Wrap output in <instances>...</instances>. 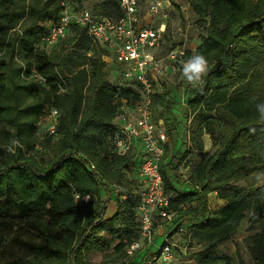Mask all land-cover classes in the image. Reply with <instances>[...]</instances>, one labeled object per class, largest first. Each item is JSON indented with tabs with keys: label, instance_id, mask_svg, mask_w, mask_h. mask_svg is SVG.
Instances as JSON below:
<instances>
[{
	"label": "trees",
	"instance_id": "trees-1",
	"mask_svg": "<svg viewBox=\"0 0 264 264\" xmlns=\"http://www.w3.org/2000/svg\"><path fill=\"white\" fill-rule=\"evenodd\" d=\"M50 1L56 2L54 9L31 0L28 13L40 24H31L13 39L10 33L25 12L15 10L14 0H0V122L15 124L14 131L3 130L0 138V222L22 218L23 228L31 233L23 241L27 256L16 264H89L92 253L112 247L114 254L127 257V248L141 237L136 221L139 162L133 153H117L115 121L125 110L134 111L142 95L137 86L125 87L108 79L104 61L108 51L80 28H72L67 47L57 50L65 40L51 54L41 47L49 24L61 12V0ZM192 7L208 25L207 34L195 50L186 51L183 61L199 53L209 64L204 85L186 94L184 113L198 125L193 133H186L184 141L189 137L195 149L202 151V138L209 135L217 149L191 169L193 189L180 191L169 174L172 161L165 165L167 145L161 172L170 196L169 210L176 214L169 237L187 226L183 218L191 216L194 237L204 245L197 264H232L233 258L220 254L218 247L232 240L248 220L251 226L260 225L249 252L254 264H264V184L239 185L249 174L264 170V122L256 109L264 103V0H193ZM94 12L114 19L123 16L118 0H103ZM72 47L79 63L72 60L68 77L63 66L68 65ZM9 56L23 64L13 68ZM33 72L48 83L26 79ZM15 76L28 84H19ZM62 79L68 84L66 92L58 85H63ZM23 95L33 101L25 107L30 116L25 125L14 118ZM180 101L181 96L168 89L153 100V112L156 115L157 107L162 108L159 119L173 140L181 121L172 113ZM51 108L60 113L58 135L47 134L45 141H56L57 153L42 165L30 154L39 145L36 125ZM120 183L127 185L128 193L121 194L117 209L111 210L114 197L109 184ZM212 193L228 203L220 214L208 211ZM77 195L90 200L81 202ZM239 264L246 263L240 259Z\"/></svg>",
	"mask_w": 264,
	"mask_h": 264
},
{
	"label": "built area",
	"instance_id": "built-area-1",
	"mask_svg": "<svg viewBox=\"0 0 264 264\" xmlns=\"http://www.w3.org/2000/svg\"><path fill=\"white\" fill-rule=\"evenodd\" d=\"M79 0H61L59 19L49 24L48 33L42 39L41 47L46 50L54 48L68 38L73 27L85 31L86 36L101 45L113 55V64L119 67L125 81L137 86L142 95L141 104L134 110H125L117 120L119 131L115 135L116 151L119 155L133 153L139 162L138 177L140 189L137 191L140 204L136 221L140 225V240L127 248V257L139 254L142 264H173L177 260L174 244L165 240L159 247L155 240L156 231L162 225L175 227L176 214L170 208V196L166 194L161 165L171 136L163 120L156 124L153 115V100L161 85L165 71L176 73L182 71L183 56L186 51L172 52L164 59H157L155 52L164 43L167 32V0H118L123 16L114 19L88 9H82ZM146 4V14L143 6ZM20 64H23L20 62ZM164 67V69H163ZM24 76V75H23ZM42 84L48 81L33 72L30 78ZM59 85L63 92L68 89L62 79ZM204 85L189 84L182 75L180 87V111L188 109L186 94ZM127 112L134 113L132 118ZM48 118V135L56 137L60 123V113L51 108L46 113ZM127 115V116H126ZM121 124V125H120ZM191 143L190 138L186 140ZM137 144H139L137 146ZM95 169L94 166L91 167ZM81 202L88 203L90 196H76ZM174 230V229H173ZM187 234L183 225L177 234ZM169 238V236H168ZM173 238V236H172Z\"/></svg>",
	"mask_w": 264,
	"mask_h": 264
},
{
	"label": "rangeland",
	"instance_id": "rangeland-1",
	"mask_svg": "<svg viewBox=\"0 0 264 264\" xmlns=\"http://www.w3.org/2000/svg\"><path fill=\"white\" fill-rule=\"evenodd\" d=\"M41 7L49 6L51 9L55 8L56 2L50 0H37ZM103 0H80L78 2L82 9H88L91 11H96L99 9L100 4ZM168 7L166 8L167 19V32L165 40L160 49L155 52V57L157 59H164L168 57L172 52L178 51H188L195 50L201 43L203 38L207 34V27L199 16L193 11L192 3L193 0H167ZM31 0H14V8L18 13L25 12V17L18 23L16 30L10 33L13 39H17L21 30L27 29L31 24L38 23L36 16H32L28 13V6ZM143 15L146 14V4L143 3ZM60 44L59 49L67 47L66 41ZM69 47V46H68ZM54 48H48V53H53L57 51ZM75 47L67 53L69 56L68 65L63 66V71L70 77L71 70H73V62L75 64L79 63L76 61L73 53L75 52ZM20 61L25 62V56L20 55L18 57ZM73 60V62H72ZM13 68H17L20 64L17 59L8 57ZM81 61V60H80ZM104 61L107 63L106 71L108 73V79L114 84H121L125 87H133L130 83L124 80L119 67L113 64V55L110 53L109 56H104ZM89 69V66H86ZM164 69V67H163ZM16 82L19 84H28L25 79L16 77ZM25 81V82H24ZM33 85H37L36 82H30ZM161 85L158 88L160 92L164 89L176 93L178 97L181 96L180 87L182 84V71L172 73L170 71H165L162 75ZM19 93H22L19 91ZM23 94V93H22ZM24 96V95H23ZM32 99L25 95L23 101L19 106V113L16 111L14 113V118L19 120L23 125L26 124L30 118L29 114L25 112V107L32 103ZM158 112L154 115V121L156 124L160 125V115L162 108L157 107ZM173 115L179 117L181 121L175 130V139L171 138L169 143V150L167 153V159L165 160V165L172 161L169 174L172 177L177 189L180 191H190L193 189V181L191 179V171L210 157L215 151L216 147L213 140L209 135L203 136L204 150L199 151L195 149L193 143H186L184 141L186 133L190 134L196 130L198 121L191 118H187L184 111H180L178 104L173 108ZM175 113V114H174ZM177 113V114H176ZM187 119V120H186ZM48 118H45L41 123L36 125L37 135H38V147L30 154L35 157L42 165H47L56 156V141L46 140V135L48 133ZM3 130L14 131L15 124H11L10 121L0 122V138L3 136ZM191 151V152H189ZM187 155V156H185ZM0 157V161H1ZM189 167V168H188ZM192 169V170H191ZM252 184L263 185L264 184V170L257 171L249 174L243 178L239 185L250 187ZM110 192L113 194L114 199L117 202L111 203L109 208L111 210L117 209L118 199H121V194L128 193V187L125 183L120 184H109ZM103 200L107 201V196L103 194ZM115 201V200H114ZM228 203L220 199L219 194L215 193L214 196H208V211L220 214L227 207ZM194 206V205H193ZM114 207V208H113ZM188 207V206H186ZM180 216V215H179ZM200 216V215H199ZM189 218V224H186L187 234H175L172 238L167 236L165 240H169L171 244H174V251L177 255V260L173 264H197V257L199 253L203 250L204 245L200 243L194 237V226L191 216H185ZM185 223V222H184ZM23 219H8L5 222H0V264H16L19 260L26 258L27 248L23 241L31 237V233L28 232L27 228H23ZM260 232V225L251 226L248 220H245L232 240L225 242L218 247L220 254L227 255L233 258L232 264H239L240 259H242L246 264H254L251 254L249 252V246L253 244V238ZM156 239V237H155ZM164 241H159L157 244L159 247ZM139 257V258H138ZM89 264H121L126 262L128 264H142L140 263L139 254L135 255L133 258H127L125 256L116 255L113 253V247L104 253H92L88 257Z\"/></svg>",
	"mask_w": 264,
	"mask_h": 264
},
{
	"label": "clouds",
	"instance_id": "clouds-1",
	"mask_svg": "<svg viewBox=\"0 0 264 264\" xmlns=\"http://www.w3.org/2000/svg\"><path fill=\"white\" fill-rule=\"evenodd\" d=\"M208 64L209 62L204 55L194 53L183 63L182 75L189 84L193 86L200 84L208 72ZM256 109L259 112L260 121L264 122V103L257 104Z\"/></svg>",
	"mask_w": 264,
	"mask_h": 264
},
{
	"label": "crops",
	"instance_id": "crops-1",
	"mask_svg": "<svg viewBox=\"0 0 264 264\" xmlns=\"http://www.w3.org/2000/svg\"><path fill=\"white\" fill-rule=\"evenodd\" d=\"M126 114L130 118H132L134 116V113H132V112H127ZM116 124H118V120H117ZM138 145L139 144H137V146ZM214 195H215V193H212L209 196H214ZM115 202H117V201H116V199L113 198V201L111 203H115ZM183 221L185 222V224H189V222H190L188 217H184L183 218ZM172 232H173V229H172L171 226L169 227V225H165L164 224V225L158 227V229L156 231V239H155L156 240V243L159 244V241H164L167 238V236H169L170 234H172Z\"/></svg>",
	"mask_w": 264,
	"mask_h": 264
}]
</instances>
